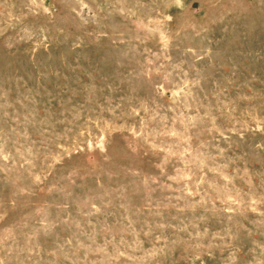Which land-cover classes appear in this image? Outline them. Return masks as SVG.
I'll return each instance as SVG.
<instances>
[{
	"label": "rangeland",
	"instance_id": "rangeland-1",
	"mask_svg": "<svg viewBox=\"0 0 264 264\" xmlns=\"http://www.w3.org/2000/svg\"><path fill=\"white\" fill-rule=\"evenodd\" d=\"M0 264H264V0H0Z\"/></svg>",
	"mask_w": 264,
	"mask_h": 264
}]
</instances>
